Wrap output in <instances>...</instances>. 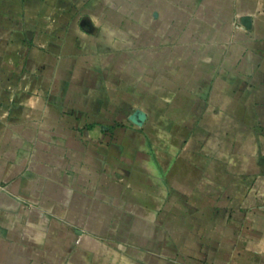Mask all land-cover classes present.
Listing matches in <instances>:
<instances>
[{
  "label": "crops",
  "instance_id": "crops-1",
  "mask_svg": "<svg viewBox=\"0 0 264 264\" xmlns=\"http://www.w3.org/2000/svg\"><path fill=\"white\" fill-rule=\"evenodd\" d=\"M0 264H264V0H0Z\"/></svg>",
  "mask_w": 264,
  "mask_h": 264
},
{
  "label": "water",
  "instance_id": "water-1",
  "mask_svg": "<svg viewBox=\"0 0 264 264\" xmlns=\"http://www.w3.org/2000/svg\"><path fill=\"white\" fill-rule=\"evenodd\" d=\"M130 121L138 126H142L147 119V114L141 109L135 110L129 117Z\"/></svg>",
  "mask_w": 264,
  "mask_h": 264
},
{
  "label": "rangeland",
  "instance_id": "rangeland-1",
  "mask_svg": "<svg viewBox=\"0 0 264 264\" xmlns=\"http://www.w3.org/2000/svg\"><path fill=\"white\" fill-rule=\"evenodd\" d=\"M164 212H165V210L162 208V209H159L157 213H158L159 217H161V216H164Z\"/></svg>",
  "mask_w": 264,
  "mask_h": 264
}]
</instances>
